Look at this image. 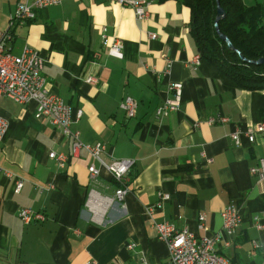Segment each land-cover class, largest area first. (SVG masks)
Returning <instances> with one entry per match:
<instances>
[{
	"label": "crops",
	"instance_id": "1",
	"mask_svg": "<svg viewBox=\"0 0 264 264\" xmlns=\"http://www.w3.org/2000/svg\"><path fill=\"white\" fill-rule=\"evenodd\" d=\"M18 1L0 0V30L9 29L12 53L36 50L45 62L46 90L74 113L83 112L72 125L80 140L104 144L108 161L134 165L130 192L107 209L104 226L95 224L85 203L92 190L113 197L117 184L110 173L86 152L58 169L48 154L70 156L61 130L35 118V102L0 98V117L8 122L0 141V264H166L167 245L154 229L160 222L199 237L218 234L215 250L233 264H264V180L250 173L264 160V135L253 143L230 138L264 122V89H244L205 60L193 63L192 0H145L144 21L115 0H63L10 27ZM242 1L251 6L264 0ZM103 29L122 42L121 58L109 55ZM89 76L97 82L87 83ZM171 83L182 85L180 106L157 119ZM127 96L138 105L131 119L120 108ZM218 116L228 122L206 124ZM90 164L99 170L94 179ZM159 193L170 199L154 208ZM229 204L242 218L231 236L222 231L220 215ZM22 208L43 212L46 220L23 224Z\"/></svg>",
	"mask_w": 264,
	"mask_h": 264
},
{
	"label": "built area",
	"instance_id": "2",
	"mask_svg": "<svg viewBox=\"0 0 264 264\" xmlns=\"http://www.w3.org/2000/svg\"><path fill=\"white\" fill-rule=\"evenodd\" d=\"M63 0H19L15 11L10 20V27L14 23H25L33 21L38 10L58 5ZM123 7H130L134 10L136 18L144 21L148 18L149 3L145 0H115ZM151 39H155V34H149ZM12 36L8 30H0V98H6L10 101L27 105L31 102L36 103L35 118L46 119L51 124L57 126L62 134L70 142V156L64 153L50 151L48 156L56 162L58 169H65L69 160L78 157L81 152H86L100 167L107 170L117 188L113 197L101 196L96 191H91L87 197L85 206L90 214L91 222L104 226L106 224L104 215L107 209L115 202H122L125 196L130 192V174L134 161L130 159L107 160V149L104 144L87 145L80 140L79 134L73 130L72 125L82 116V110L74 113L72 107L65 103L60 97L50 94L46 90V79L43 76L44 59L39 53L25 46L19 55L12 53L9 47V41ZM102 43L107 48L109 55L122 57V42L107 35L106 29L102 32ZM96 56H98L96 54ZM200 57L197 55L193 58L194 64H199ZM87 83L95 84L97 78L89 76ZM170 98L156 109L155 117L161 118L163 115L175 112L180 106L182 96V85L180 83H171L169 85ZM137 102L127 96L125 97L120 108L125 117L131 119L135 117ZM228 118L224 116L211 117L206 120L207 125L215 123H227ZM8 128V122L0 117V141ZM257 134L264 135V122L259 123L253 130L242 131L237 129L230 134V138L239 143L240 137L244 136L250 143H253ZM90 178L94 179L99 175V170L90 164L87 168ZM252 176L257 177L258 181L264 180V160L260 159L257 167L251 168ZM21 188V182H16V191ZM170 196L167 193H159L158 201L154 208H159L163 203L168 201ZM153 211V209H152ZM222 231L231 236L240 226L242 218L238 208L234 204L227 205L221 212ZM18 218L23 224L42 223L46 220L43 212L33 211L22 208L18 211ZM205 224V215L198 216V229H203ZM257 228L263 226L257 224ZM157 238L167 245L169 257L166 264H233L228 258L217 253L215 244L219 239L216 234L213 237L197 236L186 228H177L176 226L160 222L154 224ZM257 247V244L254 243ZM127 248L135 250V244H128ZM86 264H96L90 261ZM138 264H147L141 262Z\"/></svg>",
	"mask_w": 264,
	"mask_h": 264
},
{
	"label": "trees",
	"instance_id": "3",
	"mask_svg": "<svg viewBox=\"0 0 264 264\" xmlns=\"http://www.w3.org/2000/svg\"><path fill=\"white\" fill-rule=\"evenodd\" d=\"M217 0H192L189 35L200 59L247 90L264 89V1L246 6L242 0H218L224 17L217 23ZM225 36L229 49L219 35Z\"/></svg>",
	"mask_w": 264,
	"mask_h": 264
},
{
	"label": "water",
	"instance_id": "4",
	"mask_svg": "<svg viewBox=\"0 0 264 264\" xmlns=\"http://www.w3.org/2000/svg\"><path fill=\"white\" fill-rule=\"evenodd\" d=\"M216 3H217V14H216V19H215V28H216V31L218 32L217 23L224 17L225 12L220 7L218 0L216 1ZM219 36L224 42H226L229 49H233L231 44L229 43L228 39L225 36H223L221 34ZM253 64H264V58H260L257 61H254Z\"/></svg>",
	"mask_w": 264,
	"mask_h": 264
}]
</instances>
